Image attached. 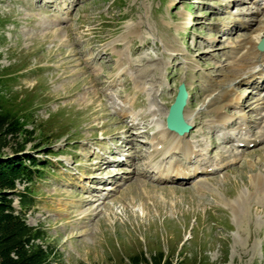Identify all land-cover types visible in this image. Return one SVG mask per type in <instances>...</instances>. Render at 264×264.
Instances as JSON below:
<instances>
[{
	"label": "rangeland",
	"instance_id": "1",
	"mask_svg": "<svg viewBox=\"0 0 264 264\" xmlns=\"http://www.w3.org/2000/svg\"><path fill=\"white\" fill-rule=\"evenodd\" d=\"M236 1L0 0V103L33 132L22 153L49 161L17 190H31L25 220L45 232L53 264H129L159 251L183 264H264V187L255 182L264 138L236 147L230 128L207 125L218 109L251 138L264 127V91L248 84L259 75L232 80L231 59L263 25L264 9L251 12L264 0ZM181 82L184 113L196 120L185 139L202 133L194 150L224 164L199 174L192 165L191 181L165 182L152 164L184 158L159 162L169 153L152 140ZM229 82L248 102L240 110L220 97Z\"/></svg>",
	"mask_w": 264,
	"mask_h": 264
},
{
	"label": "trees",
	"instance_id": "2",
	"mask_svg": "<svg viewBox=\"0 0 264 264\" xmlns=\"http://www.w3.org/2000/svg\"><path fill=\"white\" fill-rule=\"evenodd\" d=\"M26 121L15 111L5 109L0 103V264H53L52 247L45 243V232L30 226L23 211L32 206L33 196L28 185L17 190V183L30 184L41 177L48 160L40 161L28 153H22L31 141L32 131L25 128ZM15 141L12 153L4 152ZM51 152L47 149V153ZM18 197L22 212L16 211L13 198ZM129 264H183L163 251L149 257L134 255Z\"/></svg>",
	"mask_w": 264,
	"mask_h": 264
},
{
	"label": "bare ground",
	"instance_id": "3",
	"mask_svg": "<svg viewBox=\"0 0 264 264\" xmlns=\"http://www.w3.org/2000/svg\"><path fill=\"white\" fill-rule=\"evenodd\" d=\"M244 1L245 0H238L236 2L244 3ZM250 2H252V4L259 5V0H250ZM263 9L264 8H261L259 5V7H257L251 13L256 14L257 12L262 11ZM262 23H263L262 26H259L256 30L254 29L255 31H253L254 34L252 36H250L247 40H245L243 42H239L237 44V46L235 45V48L231 51V55H232L231 59H233V61H234L233 67L235 69L234 77L232 78V80L237 79V80L242 81V80H245V79H247L251 76H254L256 74L259 75L256 77L254 76V78H251V79H253V80H251L252 82L248 83V84H250V86H253L254 88H256V92L253 91L254 94H259L261 91H264V84L263 83L262 84L261 83L256 84L254 82V79L258 80L257 82H259V81L264 82V50H258L256 48L258 41L264 36V21H262ZM245 39H246V37H245ZM230 68H232V67H230ZM245 81H249V80H245ZM245 81H244V83H245ZM184 85H185V83H184ZM185 87H186L188 97H189V92H188L187 86L185 85ZM220 91H221L220 97L222 99H226V101H228L229 103L232 102L231 107L236 109V110H238L239 108L241 109L242 105H246V103H248L246 101H243L242 99H234L235 93H234V90L232 88L231 82H229L227 84V86H225V88H223ZM213 99L214 98H211L209 100V103H212ZM261 104H263V108H262L263 114L261 115L263 117V119H261V120L263 121V125H264V98H263ZM186 105H187V102L184 106V109H185ZM184 109L182 111V116H183L184 120L186 121V123L189 124L190 126H192L191 124L196 123V120H195L193 114L184 113ZM248 110H250V109H248ZM239 113H241V112L239 111ZM165 115H166V113H165ZM242 117H244L243 114H242ZM164 119H165V117H164ZM242 119L243 118H241V120ZM247 119H249V118H247ZM247 119H246V117H244L245 121H250ZM253 119H255V118H252V120ZM233 122L234 121H233L232 116H229L227 114H221L220 112H218V109H217L216 113L212 116L211 121L209 123H207V125L209 126V128H213L214 125H219L221 128H225V129L230 128V130L227 131L228 135L226 138H228V137L231 138V139H228L229 140L228 142L233 141L234 143H236V145L233 143L236 147L249 146L251 144H257V143H259V141L261 139L264 138V130H261L263 126L259 127L261 130V131L259 130V132H257L259 134V136L257 137V135H256V137L251 138V136H253L255 134L253 132V130H250L248 128V126L244 127L243 131L241 130V127L240 128L239 127L238 128L230 127V125L232 126V124H235ZM198 123H200L201 125H205V123H203L201 121H198L197 124ZM210 123H212V125H209ZM163 126H165V129L163 128L161 134L157 137H153V140H152V141H154V144H153L154 145V148H153L154 151H156V149H158V151H161V153H169L168 155L164 156L159 162H163L167 158L172 157L175 154H179V155L183 156L184 160H181V159L176 157V158H172L173 160L168 165H165V164L162 165L158 162H156L155 165L150 163V164H152L151 167L154 166L155 172L157 174L155 177H157L158 180L160 178V179H163L162 181H165V182H183V181L185 182L187 179H189L191 181V179H193L192 177L196 175V172L198 174L199 173H212V172L218 170L222 166V164H224V163H221V161H222L221 160V161H216V162L208 165L211 162L209 160V158L206 157V154H208V152H207V150L205 152V151L200 149V147L202 145V141H203V138L201 137L202 133L200 135L196 136V137H200V139L198 138V141L193 140V143L195 144V145H193V143L188 142L189 140L185 139L190 131H188V132L184 131L182 133H176L175 131L170 130L166 127L165 120H164ZM224 137H225V133H223L221 136L222 142L224 140ZM255 138H258L259 140L255 139ZM235 141H237V142H235ZM228 142H226V143H228ZM195 146H200V147L199 148L197 147V150H194ZM173 152H174V154H172ZM202 152L205 154H202ZM149 162H151V161H149ZM196 162H197V164H196ZM192 165L199 166V167H197L196 172H194V170H192V169H194V166L192 167ZM206 165H208L210 167H207ZM204 166H206L207 168H205ZM171 179L172 180L175 179V181H171ZM255 182L261 184L264 187V175L258 174L256 176Z\"/></svg>",
	"mask_w": 264,
	"mask_h": 264
},
{
	"label": "water",
	"instance_id": "4",
	"mask_svg": "<svg viewBox=\"0 0 264 264\" xmlns=\"http://www.w3.org/2000/svg\"><path fill=\"white\" fill-rule=\"evenodd\" d=\"M257 48L264 49V37L257 43ZM188 99V93L183 82L178 87L173 102L170 104L165 116L166 127L176 133L188 131L191 126L186 123L182 111Z\"/></svg>",
	"mask_w": 264,
	"mask_h": 264
}]
</instances>
